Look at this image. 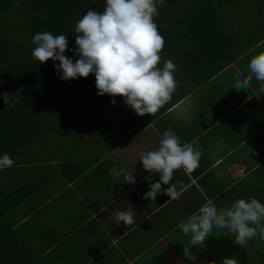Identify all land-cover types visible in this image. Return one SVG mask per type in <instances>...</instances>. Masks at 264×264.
<instances>
[{"label":"crops","instance_id":"crops-1","mask_svg":"<svg viewBox=\"0 0 264 264\" xmlns=\"http://www.w3.org/2000/svg\"><path fill=\"white\" fill-rule=\"evenodd\" d=\"M259 2L248 11L235 8L230 18L217 2L221 36L195 33L177 39L174 48L164 45L159 66L168 59L175 63L178 86L155 115L136 114L121 96L115 104L91 101L79 113L93 116L71 119L67 125L74 133H60L78 143L69 146L76 150L73 157L54 158L37 170L31 163L13 168V179L30 182L34 191L8 212L6 222L40 264H159L160 256L169 264H194L184 245L200 264H221L225 257L264 264V240L258 237L242 247L227 228L213 227L203 245L191 246V234L179 228L209 200L218 210L239 198L264 203V92L255 77L246 90L232 88L248 75L251 58L264 52V0ZM169 128L182 144L198 143L199 166L191 174L176 170L168 185L161 183L162 190L175 184L179 199L163 191L155 201L144 199L160 177L143 169L141 153L158 148ZM112 167L134 171L136 183L115 178ZM130 208L136 223L126 227L116 213Z\"/></svg>","mask_w":264,"mask_h":264},{"label":"clouds","instance_id":"clouds-1","mask_svg":"<svg viewBox=\"0 0 264 264\" xmlns=\"http://www.w3.org/2000/svg\"><path fill=\"white\" fill-rule=\"evenodd\" d=\"M158 3L162 4L163 0H105L102 13L89 9L69 30L76 33V47L70 49L79 57L75 62L65 55L69 50L67 35L51 32L34 34L31 42L35 47L31 55L40 64L49 59L59 61L54 67L63 81L94 74L98 95L121 96L136 114L153 116L171 100L178 86L175 63L168 59L162 68L159 66L165 41L154 22V17L159 15ZM241 75L237 73L238 77ZM253 77L261 82L260 91L264 92V52L251 58L248 75L236 79L232 88L246 90ZM2 99L8 107L18 102L16 93L4 92ZM201 155L198 143L182 144L174 130L166 129L158 148L141 153L143 169L160 177L159 181L150 183V190L143 198L155 201L163 191L171 200L179 199L181 192L175 184L162 190L161 183L168 185L174 172L181 168L191 174L199 166ZM13 165L9 153L0 154V170ZM109 172L117 179L123 175L129 184L136 183L134 171L112 167ZM145 179L151 181V176ZM135 217L132 208L116 213V219L126 227L136 223ZM213 227L227 228L235 235L234 243L242 247L253 238L264 240V203L255 197L239 198L228 208L218 210L209 200L179 224L185 235L191 234V246L203 245ZM183 253L194 264H200L188 245H184ZM221 264L239 262L235 257H225Z\"/></svg>","mask_w":264,"mask_h":264},{"label":"trees","instance_id":"trees-1","mask_svg":"<svg viewBox=\"0 0 264 264\" xmlns=\"http://www.w3.org/2000/svg\"><path fill=\"white\" fill-rule=\"evenodd\" d=\"M223 1L158 3L159 15L154 22L165 45L174 48L177 39L195 37V33L201 36L203 32L215 31L221 36L223 17L216 3ZM104 7L105 0H0V154L7 152L14 158L28 153L27 156L33 157L32 152L36 153L33 134L38 129L47 126L53 133L51 129L57 124L71 122L69 110L79 113L91 101L111 104L112 100L120 99L98 95L94 74L63 81L54 67L59 61L49 59L40 64L31 55L34 34L51 32L67 35L69 50L65 55L75 62L79 57L70 49L76 47V33L69 30L89 9L102 13ZM4 92L16 93L18 102L14 107L4 103ZM41 115H47L43 118L50 121L44 123ZM26 146L32 152L25 150ZM67 164L70 163L62 165ZM14 167L0 170L10 179L0 184V264H40L37 253L6 222L8 212L34 191L30 182L13 179ZM77 175L75 172L69 179Z\"/></svg>","mask_w":264,"mask_h":264},{"label":"rangeland","instance_id":"rangeland-1","mask_svg":"<svg viewBox=\"0 0 264 264\" xmlns=\"http://www.w3.org/2000/svg\"><path fill=\"white\" fill-rule=\"evenodd\" d=\"M173 4L178 2V4L181 2V0H163L162 4L165 3ZM177 4V3H176ZM223 6L226 7L227 11H230L229 18L232 17L231 14L236 11L235 8H239L244 11H248L251 8H253L256 5H259L260 2H257L256 0H224ZM240 6V7H239ZM227 17V16H226ZM228 18V19H229ZM161 55V54H160ZM163 61L161 58L160 66L162 65ZM58 75V74H57ZM89 111V110H88ZM94 111V110H93ZM97 110H95L96 112ZM90 112V111H89ZM43 117H47V115H41ZM92 112L86 113L85 115H81L80 113L76 111H70L69 110V117L70 119H73L75 123L78 122L79 119H82L84 121H87V118L92 117ZM44 123L49 122L50 120L42 119ZM54 122V121H53ZM86 127L88 128L87 124ZM50 127L44 126L43 129H38V132L33 134L35 137L33 143H36L33 147L34 153L31 150V148L26 146L25 150L28 152H32L33 157L27 156L28 153H20L19 157L12 158L14 160V165H19L21 163L24 164H30L32 162L37 163L36 170L42 168L41 165L47 164L50 161H52L54 158L57 157H63V158H71L75 154L76 150L71 149L69 146L71 143H74L78 145L77 142H71L67 138H64L60 135V132H65L66 134H73L74 130L73 128H70L67 124L59 123L55 127H53L51 130L54 131L53 133L50 132L48 129ZM67 137L66 135H64ZM34 144H31L32 146ZM31 154V153H30ZM53 163V162H52ZM12 166V167H13ZM2 179H5V176L0 172V181ZM159 264H169V262L159 257ZM152 264H157V261H155Z\"/></svg>","mask_w":264,"mask_h":264}]
</instances>
